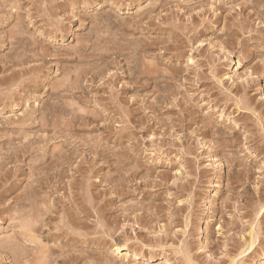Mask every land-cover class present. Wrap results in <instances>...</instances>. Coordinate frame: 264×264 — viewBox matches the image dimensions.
<instances>
[{
    "label": "rangeland",
    "instance_id": "374dc122",
    "mask_svg": "<svg viewBox=\"0 0 264 264\" xmlns=\"http://www.w3.org/2000/svg\"><path fill=\"white\" fill-rule=\"evenodd\" d=\"M0 247L264 264V0H0Z\"/></svg>",
    "mask_w": 264,
    "mask_h": 264
},
{
    "label": "bare ground",
    "instance_id": "6f19581e",
    "mask_svg": "<svg viewBox=\"0 0 264 264\" xmlns=\"http://www.w3.org/2000/svg\"><path fill=\"white\" fill-rule=\"evenodd\" d=\"M103 42V41H102ZM107 43V42H106ZM110 44V43H109ZM109 44H107V45H109ZM105 45V44H104ZM96 47V46H95ZM94 47V48H95ZM104 47V46H103ZM99 51V50H98ZM109 52V51H108ZM101 53V52H100ZM110 53V52H109ZM132 54V53H131ZM134 57V56H133ZM103 63V62H102ZM105 64H103V66H104ZM102 68V67H101ZM149 69V68H148ZM150 71V70H149ZM97 73V72H96ZM98 74V73H97ZM137 74V73H136ZM156 74V73H155ZM83 75V74H82ZM157 81V80H156ZM68 112V111H67ZM49 113H51V112H49ZM67 114V113H66ZM55 115V114H54ZM65 115V114H64ZM56 116H58V115H56ZM58 123V122H57ZM89 124V123H88ZM60 161V160H59ZM87 191V190H86ZM89 199V198H88ZM36 200V199H35ZM40 211H41V209H40ZM34 215V214H33ZM83 215V214H82ZM39 216V215H38ZM32 217H34V216H32ZM31 217V218H32ZM36 217V216H35ZM39 218V217H38ZM34 219V218H33ZM36 219V218H35ZM82 221V220H81ZM26 223V222H25ZM24 224V223H23ZM28 225V224H27ZM26 225V226H27ZM24 226H25V224H24ZM24 226H22V227H24ZM28 227V226H27ZM28 229H30V228H28ZM34 229V228H33ZM31 231V230H30ZM32 232V231H31ZM36 235V234H35ZM24 237V236H23ZM28 238V237H27ZM30 238V237H29ZM15 239V238H14ZM17 239V238H16ZM6 240V239H5ZM33 240V239H32ZM18 241V240H17ZM34 241V240H33ZM8 242V241H7ZM19 243V242H18ZM11 245V244H10ZM15 247H17V246H15ZM20 247V246H19ZM68 247V246H67ZM1 248V247H0ZM20 248H22V247H20ZM4 249V248H3ZM10 250V249H9ZM15 250H17V249H15ZM15 252V251H14ZM17 253V252H16ZM47 254V253H46ZM48 255V254H47ZM43 256V255H42ZM15 258H16V256H14ZM19 257V256H18ZM46 257V256H45ZM47 257H49V255L47 256ZM14 258V259H15ZM42 259H44V258H42ZM44 261V260H43ZM46 262V261H45ZM36 263V262H35ZM45 264V263H44Z\"/></svg>",
    "mask_w": 264,
    "mask_h": 264
}]
</instances>
